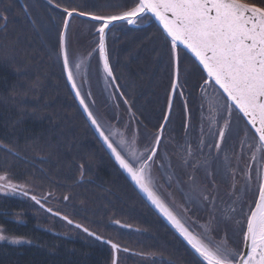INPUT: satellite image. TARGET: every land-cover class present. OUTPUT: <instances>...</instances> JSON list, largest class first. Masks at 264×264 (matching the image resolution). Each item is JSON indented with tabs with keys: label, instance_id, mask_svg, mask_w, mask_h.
I'll use <instances>...</instances> for the list:
<instances>
[{
	"label": "trees",
	"instance_id": "1",
	"mask_svg": "<svg viewBox=\"0 0 264 264\" xmlns=\"http://www.w3.org/2000/svg\"><path fill=\"white\" fill-rule=\"evenodd\" d=\"M47 1L23 0L27 13L19 0H0V175L39 191L0 192V227L20 241L0 242V264H113L109 244L50 214L24 193L118 244V264H200L123 174L80 111L65 79L61 27L53 16L63 13ZM50 2L93 14L64 0ZM245 2L264 7V0ZM153 27V35L143 32L137 48L144 51L132 61L118 60L115 40L110 44L118 89L130 102L145 92L159 97L166 88L167 95L171 88L170 44L155 23ZM183 115L178 114L182 123ZM148 116L137 119L146 124ZM165 116L151 118L160 125Z\"/></svg>",
	"mask_w": 264,
	"mask_h": 264
},
{
	"label": "snow or ice",
	"instance_id": "2",
	"mask_svg": "<svg viewBox=\"0 0 264 264\" xmlns=\"http://www.w3.org/2000/svg\"><path fill=\"white\" fill-rule=\"evenodd\" d=\"M57 7L59 6L57 5ZM74 11L75 9L71 11L64 9L69 18L73 16ZM78 14L81 16L90 15L83 12ZM153 17L162 26L163 32L169 39L177 69V82L180 61L179 46L182 45L194 54L206 71L205 86L217 89L224 101L220 108L227 112L229 119L224 121L222 127L218 126V120L213 121L217 125L214 147L217 150L220 149L225 134L230 128L231 113L236 110L246 118L247 124L258 134L261 147L257 148V151L260 152L261 148H264V7L245 2V0H132L131 4L118 14L91 15L92 20L99 22V27L96 29L98 53L103 60V68L107 77L115 79L109 63L106 30L117 21L136 25L138 20ZM67 28L68 21L65 20L64 33L60 37L63 68L71 87L76 90V96L80 98V104L83 105L91 123L99 131L119 166L128 173L140 191L183 236L200 258V264H264V170L257 172L259 181L257 198L248 205L245 214L246 230L242 235V248L230 246L226 237L215 239L211 221L203 227L200 233L194 234L154 190L151 168L155 162L154 158L157 155L161 137L159 135L156 137L153 147L147 150L146 155L143 153L137 155L135 151L125 145V150L129 152L135 163L130 162L114 146L109 136L101 129L96 117L89 110L88 104L85 103L77 87L74 72L70 66L66 47ZM76 68L79 69L80 64H77ZM177 82L172 85L173 91L177 88ZM121 144L124 145V141H121ZM203 144L202 139L201 145ZM186 153L190 156L191 149L186 148ZM225 159L227 160V157ZM252 159L255 161L256 157L253 156ZM261 160H264V153L261 155ZM229 171H232L230 167ZM244 175L245 185L250 186L251 169H247ZM233 178H235L234 172ZM0 181H5L4 184H0V192L6 189L16 192L23 187L12 184L6 175H0ZM24 194L27 195V193ZM189 195L192 199L201 197L205 200L208 199L195 184L191 186ZM32 199L40 203L35 196ZM241 210L243 211V209ZM231 211L235 212L236 209L233 208ZM64 219L68 218L64 217ZM68 222L72 223L70 220ZM77 227L82 226L77 225ZM83 231L89 232L87 228H83ZM89 234L95 235L94 233ZM4 239L5 237L0 234V240ZM13 242L18 243L19 241ZM111 247L116 251L120 250L118 244L113 243Z\"/></svg>",
	"mask_w": 264,
	"mask_h": 264
},
{
	"label": "flooded vegetation",
	"instance_id": "3",
	"mask_svg": "<svg viewBox=\"0 0 264 264\" xmlns=\"http://www.w3.org/2000/svg\"><path fill=\"white\" fill-rule=\"evenodd\" d=\"M64 1L73 8L78 7L86 11L88 10L96 15H107L109 12L118 13L119 11H123L125 7L132 2V0H118L112 3H105L104 0ZM153 23V20L145 18L143 20H138L136 24L137 28H130L127 24H122L124 27L120 30H109L107 40L109 46L108 55L113 75L114 68L111 63L112 57L110 56L111 42L115 40L117 44L119 53H117V55L119 58L115 55L116 59L118 58L121 62L137 59L138 54L141 52L137 48V44L142 40L143 32L152 33V35L155 33ZM137 35H139V37H137ZM141 47L142 45L140 44V48ZM120 49L121 51L119 52ZM143 51L141 53H143ZM179 52L178 89L176 88L177 90L173 93L172 85L175 81L174 75L170 84L171 88L167 95L164 94V92L168 90L167 88L160 93L159 97L156 96V99L151 98V96L145 92V94L140 93L136 95L137 97L130 102V100L126 99L123 95L124 98L122 99L128 102L130 110L122 109L119 112H123V115H130L131 118L139 121L142 129L150 131L153 129V126L156 125V122L151 116L157 113H165L166 115L168 102L173 98V100L171 99L169 112L170 117L173 113H176L175 122L179 123L175 133H181V131L185 132V130L187 133H190V129L192 130V135L194 130H196L197 133L200 131L208 133L210 126L214 124L211 119L214 121L218 120V125L222 127L224 121L229 119L227 112L220 108V105L224 103L223 99L218 94L217 89L205 86L206 75L203 74L202 71L199 72L197 70V64H193L195 62L190 60V56L187 54L186 58L182 50L179 49ZM190 66H193V71ZM210 94L212 95L211 99L213 101H210L208 97ZM119 95L121 97V93H119ZM146 102H148L151 107L146 106L143 108ZM151 103H156V105L153 106ZM179 113H184L185 115V119L183 116V123L178 119ZM140 115H151L148 116L150 121L144 124L141 120L137 119ZM169 119L170 122H168L171 126V118ZM187 119L188 124H186ZM204 119L206 122L208 120V122L206 125L202 126ZM230 121L229 131L226 132L224 142L219 150L214 147L216 143L215 126L212 127L213 129L209 132L210 134L208 133L207 136H205L206 138L204 137L203 145H201L203 137L200 139L198 137L193 138L191 139V144L186 145L184 135L181 138L182 147H180V151H173V153L168 154L163 146L165 140H163L162 145L159 144V146L161 145L160 152H164L166 156L165 159L161 161L163 167L161 174L162 185L165 189L164 196L167 204L171 206V208L175 207L178 209L181 218H184L186 223L192 226L199 225V222L213 219V236L215 239L220 237L221 234L229 232V225H227L228 221H232L234 224L233 226H237L239 219L243 220L245 218L248 205L252 202L251 197H256L259 183L257 181V172L259 171L258 165L261 164V160L257 153H264L263 148H261L260 152L257 151V148L261 147L258 138L236 110L232 111ZM182 125L184 131L182 130ZM129 127H131L130 122L128 124V128ZM172 133L174 134L173 130ZM186 148L191 149L190 156L187 155ZM253 156L256 157L255 161L252 159ZM225 157H227V160ZM229 167L232 171H229ZM249 168L251 169L252 180L250 186H246L244 173ZM233 172L235 173V178H233ZM193 184L197 185L200 191L208 197L207 200L203 199V197L199 199L190 198L189 193ZM233 208L236 209L235 212L231 211ZM241 209H243V211ZM195 228L198 231V228ZM224 228H226V230ZM200 230L202 231V229ZM232 231L233 227L230 229L231 233ZM190 250L192 251V249ZM193 254L197 257L194 252Z\"/></svg>",
	"mask_w": 264,
	"mask_h": 264
},
{
	"label": "rangeland",
	"instance_id": "4",
	"mask_svg": "<svg viewBox=\"0 0 264 264\" xmlns=\"http://www.w3.org/2000/svg\"><path fill=\"white\" fill-rule=\"evenodd\" d=\"M47 4L52 6L53 10L57 9L63 13L62 15L53 13L54 18L57 20V23L60 24L59 27H61L60 28L61 31L59 34V38H60L62 30L64 29V22L66 20L67 15L64 12L63 8L57 7V5L53 3L51 4L50 0L47 1ZM118 13L109 12L107 13V15H99V14L96 15L93 13L90 15L109 16V15H115ZM42 21L44 24L46 22V19H42ZM120 25L114 26L110 30L111 31L112 29L116 30L118 27H120ZM98 27H99V24L93 23L88 20L86 21L79 17L73 18L70 21L69 28H68L67 35H66L67 37L66 47H67L68 54H69L70 66L73 69L77 87L79 88L81 95L83 96L85 100V103L88 104L89 110L93 113L98 123L101 125V129L105 132L106 135L109 136L114 146H116L118 150L121 151L122 155H124L125 158L128 159L130 162L135 163L134 161H132V157L130 156L129 152L125 150V145L127 147H130L133 151H135L137 155H140L142 153L146 155L147 150H150L153 147L156 137L158 135L161 137L160 129L164 121L166 120L165 118L170 113L169 107H170L171 99L173 100V98H171L168 102V107H167L168 110H167L165 118L163 119V122H161L160 125L158 122L157 125H154L153 129L150 131L142 129L139 121L135 120L134 118H131L130 115H123V112L120 113L119 111H121L122 109L130 110V106L128 102H126V100L121 98L122 95L121 97L120 95L118 96V94L120 93V89L119 91H117L118 89H115L113 80L110 79V77H107L104 71V68H102L101 66V60H100L99 53H98V33L96 32V29ZM43 34L45 35L44 31H43ZM107 46H108V43H107ZM108 50H109V46H108ZM108 54H109V51H108ZM60 56H61V50H60ZM77 64H80L79 69L76 68ZM173 64H174V58L172 61V65ZM190 67H191V70L193 71L194 70L192 68L193 66H190ZM174 68L175 67L173 65V76L175 75ZM211 96L212 95L210 94V96L208 97L210 98V101H213L211 99ZM175 114L176 113H173L172 115L171 126L169 125L170 116L168 117L169 122L166 124V126L163 129L164 131L162 133L161 142H160V144L162 145L163 140H165L163 146L168 154L173 153V151H176V152L180 151V147H182L181 138L184 135H185L184 140L186 142V145H190L192 141L191 139L193 138L198 137L200 139L201 137H203V140H204L206 138L205 136H207V134L211 132V130L213 129L212 127L215 126L216 131H217V125L213 124L210 126L208 133L202 132V131L197 133L196 130H194L193 135H192L191 129H190V133H187L186 130L185 132L181 131V133H175V131H177L176 130L177 127L179 126V123L175 122L176 120ZM183 116L185 119V115ZM178 119H179V116H178ZM211 121H214V120L211 119ZM129 122H130L131 127L128 128ZM207 122L204 119L202 122V126L206 125ZM186 124H188V119L186 120ZM172 130L174 131V134L172 133ZM182 130H183V125H182ZM121 141H124V145L121 144ZM161 145L157 147V155L154 158L155 162L151 168V177L154 183V190L166 202L165 196H164L165 189H164V186L162 185V174H161V171L163 168L161 161L164 160L166 156L164 155V152H160ZM257 155L259 159L261 160L262 154L257 153ZM260 162L261 164L258 165L259 171L264 166V160H261ZM8 178L11 183L23 186L22 189L25 191L36 193V194L39 193V191L32 184H26V183H20V182L17 184L12 179H10V177ZM256 198L257 197H254V198L251 197V200H252L251 204L255 201ZM172 209L181 218L180 211L176 209L175 207H172ZM181 220L183 223H185V226L189 227V229L194 234L200 233L201 232L200 229H203V227L207 225L209 221L212 222V226L214 224L213 219H209L205 222H199V225H196V226L187 224L184 218H181ZM227 225H229L228 227L229 232L225 234H221L220 237L217 238V240L226 237L230 246L235 247V248H242V235L246 229L245 228L246 227L245 218L243 220L239 219L237 226H233L234 224L232 221H228ZM195 227L198 228V231L196 230ZM232 227H233V231L231 233L230 229ZM224 229L226 230V228ZM0 234H2L5 237V239L0 240V242L12 243L13 241H18V240L12 239L8 237L7 235H5L1 227H0ZM13 243H16V242H13ZM18 243H20V241Z\"/></svg>",
	"mask_w": 264,
	"mask_h": 264
},
{
	"label": "water",
	"instance_id": "5",
	"mask_svg": "<svg viewBox=\"0 0 264 264\" xmlns=\"http://www.w3.org/2000/svg\"><path fill=\"white\" fill-rule=\"evenodd\" d=\"M20 1V3L22 4V6L24 7V9H25V12H27L28 13V11H27V9H26V7L23 5V1L22 0H19ZM78 13H80L79 11H74L73 12V16L71 17V18H69V17H67L66 16V20L68 21V28H69V23H70V21L73 19V18H76V17H79V18H81V19H84V20H88V21H91V22H93V23H96V24H99V22H97V21H94V20H92L91 19V15H85V16H81V15H79ZM151 20H153V22L158 26V28L160 29V31L163 33V34H165L164 32H163V29H162V26L159 24V22L153 17V18H151ZM120 24H126L125 22H122V21H117V22H115L113 25H111L110 27H109V29H107L106 30V46H107V38H108V32H109V30L112 28V27H114V26H117V25H120ZM128 25V24H127ZM130 28L132 27V28H137V26L136 25H128ZM68 28H67V31H68ZM62 33H64V29L62 30ZM61 33V34H62ZM66 35H67V33H66ZM165 36H166V34H165ZM60 37H61V35H60ZM168 39V38H167ZM66 40H67V37H66ZM168 41H169V39H168ZM179 49L180 50H182L184 53H187L191 58H192V60L195 62V64H197L198 66H199V68L201 69V71L203 72V74H205L206 75V71L203 69V66L199 63V61L195 58V56H194V54L193 53H191V51L190 50H188V49H186V48H184V46H179ZM107 51H108V46H107ZM61 59H62V67H63V55H62V52H61ZM100 60H101V66H102V68H103V60L100 58ZM110 63V62H109ZM174 65H175V81L174 82H177V76H176V71H177V69H176V64H175V61H174ZM63 70H64V74H65V79H66V81H67V83H68V86H69V88H70V90L72 91V94H73V96H74V99H75V101L77 102V104H78V107H79V109H80V111L81 112H83V115H84V117H85V119H86V121H87V123H89V126L91 127V129L93 130V132H94V134H96V136H97V138L99 139V141H100V143L101 144H103V146L106 148V150H107V152L109 153V155H111V157L113 158V160L116 162V164L117 165H119L118 164V162L115 160V157L112 155V153H111V150L110 149H108V147H107V145H106V143L104 142V140H103V138L100 136V134H99V131H97V129H96V127L91 123V120L89 119V117H88V115H87V113L85 112V110H84V107H83V105H81L80 104V98L79 97H77L76 96V90L75 89H73L72 87H71V83L67 80V74H66V71H65V69L63 68ZM113 72V71H112ZM179 78V77H178ZM110 79H112L111 77H110ZM113 80V79H112ZM113 83H114V86H115V88L116 89H118V87H117V84H116V81H115V79L113 80ZM118 91H119V89H118ZM175 91H173V93H174ZM238 112V111H237ZM238 114L243 118V120H245V122H246V118H244L243 116H242V114L241 113H239L238 112ZM170 116V113L167 115V117L165 118L166 120L164 121V123H163V125H162V127H161V129H160V131H161V136H162V133H163V129H164V127L166 126V124L168 123V117ZM246 124H247V122H246ZM247 126L248 127H250V129L252 130V132L254 133V135L258 138V140H259V136H258V134H256L255 133V130L254 129H252L251 128V126L250 125H248L247 124ZM260 142V141H259ZM264 149V148H263ZM120 167V166H119ZM120 169L122 170V172H123V174L126 176V177H128V179L130 180V182L133 184V186H135V188L137 189V191H138V193H140V195L145 199V201L148 203V205L149 206H151L153 209H154V211L157 213V215L159 216V217H161L162 219H163V221L166 223V225L172 230V231H174V233L177 235V237L178 238H180L181 239V241L183 242V243H185V245L188 247V248H190V249H192L191 248V246L187 243V241L183 238V236H181L180 235V233L177 231V229L159 212V210L151 203V201H149L148 200V198H147V196L143 193V192H141L140 191V189L136 186V184L131 180V178H130V176L128 175V173L124 170V169H122L121 167H120ZM24 193V192H23ZM27 196L29 197V198H31L32 199V197L34 196V195H29V194H27ZM36 197V196H35ZM36 199H37V197H36ZM33 200V199H32ZM33 201H36V200H33ZM40 206H41V208H43L44 210H46L47 212H49L50 214H52V215H54V216H56V217H58V218H60L61 220H63V221H66V222H68L69 221V219H67V220H65L64 219V217L63 216H61L60 214H58L57 215V213L56 212H52V211H48V208H46L43 204H42V202H40V203H38ZM69 223V222H68ZM71 226H73V227H77V225H79V224H77V223H74L73 221H72V223H69ZM78 228V227H77ZM79 229H81L82 231H83V227H79ZM84 232V231H83ZM86 233V232H85ZM88 234L89 233H92V232H87ZM90 235V234H89ZM90 236H92L93 238H95L96 240H97V237H99V236H96V235H90ZM99 241H101V242H104V243H106L107 245L109 244L110 246H111V244H113V242H111V243H108L109 242V240L107 241V240H104V239H102V238H100V239H98ZM112 250H113V252H114V256H113V261H112V263L113 264H118L117 262H118V255H119V251L120 250H122V248H120V250L119 251H116V250H114L113 248H112ZM192 251L195 253V251L192 249ZM196 254V253H195ZM197 255V254H196ZM198 256V255H197Z\"/></svg>",
	"mask_w": 264,
	"mask_h": 264
},
{
	"label": "bare ground",
	"instance_id": "6",
	"mask_svg": "<svg viewBox=\"0 0 264 264\" xmlns=\"http://www.w3.org/2000/svg\"><path fill=\"white\" fill-rule=\"evenodd\" d=\"M23 1V0H22ZM22 5V4H21ZM23 5H24V3H23ZM25 6V5H24ZM23 7V6H22ZM27 9V8H26ZM28 11V10H27ZM262 170H264V167H263V169Z\"/></svg>",
	"mask_w": 264,
	"mask_h": 264
}]
</instances>
